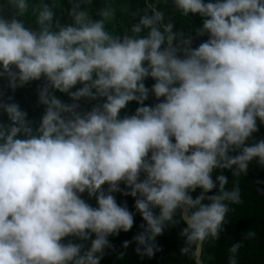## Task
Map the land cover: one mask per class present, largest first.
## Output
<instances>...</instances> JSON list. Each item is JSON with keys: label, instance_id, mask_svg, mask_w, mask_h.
Instances as JSON below:
<instances>
[{"label": "clouds", "instance_id": "9594fccd", "mask_svg": "<svg viewBox=\"0 0 264 264\" xmlns=\"http://www.w3.org/2000/svg\"><path fill=\"white\" fill-rule=\"evenodd\" d=\"M67 5L0 0V80L13 93L40 82L43 106L29 119L0 92V264H101L135 213L143 223L122 249L152 258L182 221L180 256L205 264L243 203L240 177L264 167V138L253 136L264 125V0ZM192 16L201 23L186 33ZM114 193L134 198L135 212ZM254 238L231 244L226 264H241Z\"/></svg>", "mask_w": 264, "mask_h": 264}, {"label": "trees", "instance_id": "16d2710c", "mask_svg": "<svg viewBox=\"0 0 264 264\" xmlns=\"http://www.w3.org/2000/svg\"><path fill=\"white\" fill-rule=\"evenodd\" d=\"M146 0H131V6L143 7ZM64 7L66 8L67 0H62ZM95 7L101 6V0H93ZM159 7L164 8L166 12H170L171 8L166 5H160ZM57 14H61V10L58 8ZM67 20V17H63ZM201 23V18L198 16H192L188 23L184 25V31L186 33L192 31L195 27H198ZM181 21L177 19L176 26L179 28ZM120 31L119 26L117 32ZM206 37H199L195 39V44L201 42ZM153 81L146 80V85L150 86ZM40 82H32L29 85H25L22 88H18L13 93L11 90L5 87L6 82L0 80V92H3L6 96L12 95L14 101L17 102L20 107L28 113L29 119H39L42 114L43 106L37 104L36 87ZM65 102L68 101V97L64 94L56 93ZM153 97H149L145 101V104L154 103ZM137 104L130 102L126 109L122 110L121 114L125 112L131 114L134 112ZM3 115H0V120H3ZM254 138H264V125L259 126V131L253 134ZM217 172L213 173V178ZM224 174L229 178V184L227 187L232 186L233 177L230 171L224 170ZM241 195L243 203L236 207V212L230 215L229 222L224 225L223 231L220 233L219 239L205 246L204 249V260L205 264H226L227 262V249L231 244L240 242L243 239V235L249 230L255 233V238L252 241H244L243 247L240 249V262L241 264H264V167L257 165L252 162L249 165V170L246 175L240 177L239 180ZM106 187V186H105ZM123 188V185H121ZM200 189L191 193L193 198L198 195ZM215 192L213 189L212 193ZM118 203L127 202V206L130 211L135 212L134 209V198L130 196H124L121 193H114ZM86 198V194H85ZM89 203L95 204L94 199ZM179 214L177 219H179ZM133 228L125 233L120 232L117 236L109 237L115 250H106L104 258L101 260V264H192L186 257H181L179 254V248L182 246L183 238L179 236V231L184 227L183 222L178 225L165 229L163 235L157 237L158 246L161 247V251L157 252L152 258L141 259L135 252V244H131L128 249L124 250L121 248V244L124 240L131 239L140 228L139 225L143 223L139 213H135ZM125 251V255L122 259L118 258V253Z\"/></svg>", "mask_w": 264, "mask_h": 264}]
</instances>
